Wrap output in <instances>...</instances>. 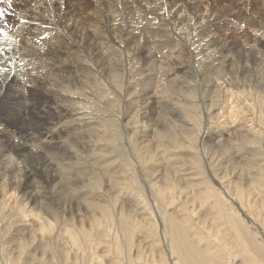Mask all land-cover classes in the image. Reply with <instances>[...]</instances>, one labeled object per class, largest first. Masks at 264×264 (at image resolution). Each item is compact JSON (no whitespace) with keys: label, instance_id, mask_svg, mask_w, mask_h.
Segmentation results:
<instances>
[{"label":"rangeland","instance_id":"rangeland-1","mask_svg":"<svg viewBox=\"0 0 264 264\" xmlns=\"http://www.w3.org/2000/svg\"><path fill=\"white\" fill-rule=\"evenodd\" d=\"M39 1L40 0H11V3L6 2L1 4L0 9L3 10L2 22L5 23L3 24L2 31L5 30L9 35H11L13 32L10 31L9 28L11 25H13L12 23L14 24H16L17 22L19 24L25 23L26 24V25L24 24L25 26L34 24L29 22L27 23L25 22V20L19 18L18 11L33 10L34 5ZM84 2L83 4L81 3L79 6H81L80 8L83 11H87L86 13L89 12L91 13L94 10L102 11V9H100L101 5L99 6L101 1H99V3H96L94 2V0H85ZM113 2L114 0H110L111 6L113 7V12L115 13V15L118 14L116 15V21L110 22L109 27L105 22L98 23V21H90L91 22L89 23L90 31L86 32L84 35L87 44V51L86 54H84L85 55L84 59L88 63L89 68H91L92 73L86 75L87 72H83L82 69L79 67L80 65L78 64V62L81 60L80 59L82 58L81 56H83L81 52L82 49H79V47L82 45L81 43L82 41L80 40L81 37L79 35H76L78 38L76 36H74V38L73 37L71 38L73 42L72 41L69 42L70 45L68 44V47L73 46V44L75 46L71 47L72 50L69 47L70 49L68 48L69 50L67 53L70 61L73 63V67L71 68H78L76 70L77 73L74 72V75L82 78V80L77 83L75 82L73 83L72 91H74V95H75L74 97L76 98V100H71L66 105H69L72 108L82 109L84 113V117L86 119L97 118L98 122L90 126L97 128L98 123H100L98 130L101 134H103V136H101L102 139L100 138L99 134L87 135L86 137L83 135L85 139L87 138L86 141L84 138L80 137L81 139L80 138L77 139V137L73 138V136L69 138H65V137L63 138L53 137L54 139L48 138L47 137L48 133H59L60 129L62 128L61 126L66 122L64 121L66 115L60 108L61 105L64 104H59V102L55 101V99L53 100L52 98L47 97L41 89L38 88L34 89L31 86V88L26 87V89L23 90V87L21 86L22 83H20L18 79H14L12 82H10L4 88L2 92V96L0 95V122L1 125H4L1 126V129L7 132L8 137L6 141H9V143L11 144L22 143V145L28 146V147L24 146V149L20 154H17L15 151L13 152L9 151L7 153L8 155L6 153H3L4 156H2V153L0 152V157H1L0 171L2 170L0 172L1 173L0 174V178H1L0 179V183H1L0 184V264H9L8 262L9 259L12 260L13 257V254L11 253L14 248L13 245H17V251L18 252L20 251L18 244L22 246V256L21 259L18 260V263L16 261L17 264L19 263L23 264V262L25 264H39L37 263V261H35L36 258L35 253H37L36 250L31 248L26 243V241H24L23 239L24 234L20 236L22 231L18 226H16V228L19 230L17 233V237L10 240L13 224L17 219V217L16 216L14 217V215L19 211H23L24 214L21 215V217H19L18 220L20 219L21 221L22 220L24 221L22 225L27 224L30 225L31 227H33V224L38 221L36 218L41 216L43 217L44 212H46L47 210H49L48 215L53 216L54 214H56L53 216L54 218H52L55 219L56 223L52 222L53 233L51 234V238H49L51 244L49 245V250L51 246L53 251L51 250L50 251L53 253H50V251H48V253L54 257L53 264H66L63 259L64 253L63 252H62L63 254L61 253V249L67 248L66 246H69L70 242L65 241L67 239L63 240L64 237L62 234L71 231L76 232L77 228L80 227L89 230V232L91 230L92 233L90 234L95 237H96L95 233L97 231L105 232V237L103 238V244H102L104 247L101 246L100 252L91 256L92 257L91 260L93 259V257L97 255H101L104 257L105 264H115L116 261L113 258L119 260L122 263H124L123 260L124 261L126 260L124 264L127 263L132 264V262L135 260L141 262L147 261V263H150L151 259L156 260L158 255L157 253L154 254L150 253L148 254V256H145L147 254V252L145 254V248L153 245L159 246V248L162 249L161 250L162 254L164 249L170 248L169 246H171V243L168 238L169 235L167 233L168 231L167 223L165 221L168 220V218H177L180 217L182 214H184V211L182 210H184L186 208L185 206L187 205V204L183 205L184 198L188 197L191 200L194 199L193 202H197L198 204L199 201L205 200V197L209 196L210 193H212L209 190H214V193L220 192L221 190H218V187L220 186L233 188L237 190L238 193L241 194L242 196H244L245 194L247 195V192H249L248 191L249 187H250V191L252 192L254 191L256 193L257 192L264 193V167L254 165L256 160L253 159L248 161L249 165L252 166L250 168L249 165H247L248 163L244 165V161H243V159L246 158V156L248 157L249 155L243 153L241 155L242 157L234 156L232 155L233 147L231 148V146L217 149L216 147L218 144L215 142V148H216L215 152L210 151V149L206 150L205 147L197 146L194 142L195 141L194 137L192 138V136H190V134L192 133L190 130H193L192 128H190L192 126L184 128L183 126L185 125H183L182 123L180 124L179 123L180 119H178L179 117L181 118V115H183L184 118L189 119V121L191 122L190 125H193L197 131L201 130L203 132H206L208 129L215 128L216 125L217 126L224 125V127L226 126L227 128H229L231 126L236 125V123L237 124L244 123L247 127H249V129H252V131L255 130V132H258L256 138L257 141H253L249 138L247 139L250 141V143L253 146H255V150L258 151L260 150L259 153L264 155V147L262 143L264 139L263 138L264 137L263 134L264 133V78L263 77L264 76H262L264 74L263 72L264 42H261L264 41V35H263L264 34V0H198V3L195 0H184V2L183 0H179V1L166 0L165 1L166 4L169 5L172 11L176 9L175 7L182 9V12L185 13L183 17L186 19L185 21L186 26L184 24L185 29L188 32L189 30L190 31L193 30L192 31L193 34L194 35L196 34L195 35L196 42L193 40L192 42H190L189 40L185 42L183 40L184 43L183 42L179 43L175 39H171L170 37L165 35L164 30L162 29L165 27L166 23L161 26L162 28L158 27L160 23L156 24L154 21L150 20L147 15H145L146 18L142 16L145 20L141 16L139 17V14L138 15L136 14L137 12H135V15L131 16L128 13V11H123V10L121 11L118 8L120 4L117 3V1H115L114 3ZM115 5L117 6L116 8ZM193 5H195L196 7ZM76 6L78 5H74L72 8L69 7L70 14L74 12L78 14L80 12L79 11L80 8ZM197 15L199 16V18ZM78 16L79 15H77V17ZM194 16L196 18H194ZM200 16H202L203 18L202 17L200 18ZM127 18L128 19L132 18L133 20L132 19L128 20ZM139 18H141L143 23L142 21L138 20ZM121 19L123 23L121 22ZM187 19H189L188 23H187ZM193 19L195 21H192ZM197 20H200V22ZM131 21L134 23H132ZM127 22L130 24H128ZM139 23L141 24L139 25ZM191 23L194 25L193 27ZM202 24H205L203 25L205 29H202L204 28ZM40 25L41 24H39V26ZM148 25H150V27H152L153 25L158 29V31L156 30V28L153 29V27H152V31H149L151 28H149ZM241 25H244V27H241ZM40 28H44V26L42 27L41 25ZM96 28H99L102 31L98 33L94 38L90 32L92 30H95ZM142 28L143 29L145 28V30H142ZM153 30L155 31L153 32ZM212 30L213 33L211 32ZM126 31H128V33ZM256 31L258 32L256 33ZM47 32L51 33L52 31L51 32H49L48 30L44 32L41 31L40 35L44 34L45 36L39 35V37H43V38L47 37V34H45ZM136 32L139 34H137ZM141 33H143V35ZM155 33L156 34L158 33L159 36H157ZM3 35H5L6 37L9 36L6 33H4ZM155 35L158 40L155 38ZM197 37L200 38L203 37L202 39H205V41L202 39L199 40L200 38ZM131 38H133L132 42L129 41V39L131 40ZM152 38L155 41L152 40ZM161 38H163L164 40H162ZM168 40L170 42H168ZM177 43H179L178 44L180 45L179 47H177ZM193 43L201 44V46L198 48V52H199L198 54H196L194 51H191V45H193ZM148 44L151 46H149ZM20 45H21L22 55L26 56L25 59L27 60L30 59L29 56L33 51L32 46L30 47L29 42L25 39L24 40L22 39ZM141 47L147 48L145 49V51L146 50L147 51L143 52L144 49H142ZM164 47L166 49H164ZM123 49L125 51H123ZM160 50H164V52ZM73 51L75 52L77 51V52L74 53ZM140 51L142 53H140ZM154 51L157 53L159 51V53L156 54ZM28 52H29V56L27 54ZM95 52L97 55L99 54L100 56L96 57ZM220 54L225 57L222 56L223 57L222 58ZM5 55H7V51H5ZM155 55L158 57H156ZM194 55L196 58L194 57ZM166 57L169 59H167ZM38 58L39 57H37L36 61L34 62L37 63L39 61ZM164 58H166V60ZM133 59L136 60V62ZM153 60L154 61L156 60L155 63ZM45 61L47 62L46 59ZM211 62L214 64H212ZM47 63L49 65L52 64L50 62ZM159 63L161 65L163 64L164 66L159 65ZM218 64H221L222 66H220L219 68ZM107 65L109 66L110 69L113 66L115 70L114 68L109 70ZM153 65L155 66V68H153L154 67ZM201 65H203V67ZM151 66H153L152 67L153 69L147 68ZM166 66L168 67L164 69L163 67ZM160 68L161 69L163 68L162 69L163 72L165 74H168L167 77L166 75H164V73H162ZM170 68H172V70H169ZM211 68L213 69V72ZM158 69H160V72L158 71ZM216 69H218V72L219 71L221 72L222 74L221 78L215 76ZM116 70L119 72H117ZM108 71H110V73ZM188 72L192 74H188ZM261 72H263V74H261ZM142 73H144L143 76L141 75ZM154 75L156 76L154 77ZM159 75L162 76L164 75L166 78L164 76L163 78L160 76L161 77L160 78ZM113 76H115L114 77L115 79L113 78ZM116 77H118V79ZM148 77L150 78L148 79ZM184 77H186L188 80L191 78V80L188 81ZM156 78L159 79L158 82ZM165 80L170 82L165 83ZM197 80L198 82H195ZM217 80L220 81L218 82L221 85L217 82ZM210 81L212 82L210 84L211 86L212 85L215 86L216 82L220 85L219 86L216 83L218 92H215V90L211 92L210 91L207 92V90L204 89L205 87L203 86H205L206 83L209 84ZM146 82L148 83L146 84ZM178 82H180L181 84H179ZM150 84L152 85L154 84V85L150 86ZM79 85H83L85 89L82 90V88L78 87ZM157 86L160 89L162 88L161 89L162 91L165 89L163 92L168 94L163 95L162 91L158 89ZM168 87L170 88L172 87V89ZM188 87L191 88L189 89ZM226 87H229V90ZM157 89L161 91V95H159L160 92ZM153 90L156 91L154 92ZM184 90H186V92ZM152 91L154 92V94ZM169 91H171L174 94H172ZM216 93H218V96ZM169 94L171 98L169 97ZM228 94H230L231 97ZM239 94H241L242 96ZM150 95H152L151 96L152 98L150 97ZM154 95H156L157 97ZM158 95L160 96V98H163V101L165 102L162 103L163 105L160 103V107H159L160 109L159 108L156 109L157 103L156 101L153 100V98H158L159 97ZM141 96L142 98H140ZM193 97L195 98V100ZM145 100L153 101L150 107L155 109L154 110L156 111L155 113L154 111H152L153 109H150L151 111L148 110L147 112L148 114L145 113L147 114L145 115L142 109L140 110L136 109L137 107L141 106V104H145L146 103ZM137 101H139L138 104H136ZM166 101H169V104L170 103L173 105L177 104L178 107H180V110L182 112L178 117H175L173 114H171V112H169L170 105L167 104ZM130 103L131 104L133 103L132 106L136 105L137 107L133 106V109H131L132 106ZM215 104L218 106H216ZM161 105L163 107L164 105L166 106L165 108H163L161 107ZM189 106L191 107V109ZM209 109L211 110L209 111ZM190 110L192 111L194 110V111L192 112ZM221 110H225V111L221 112ZM139 111L143 113V116H145L144 118H142L143 116L141 117L142 113ZM165 111L167 114L165 113ZM162 112L165 113L166 115L162 114ZM190 112L192 115L190 114ZM169 115H171V117ZM188 115L190 116L189 118ZM150 116L151 118L153 116V118L150 119ZM163 119L164 120L167 119V120L164 121ZM126 122H128L127 125H125ZM148 125H151V127ZM132 126H135V130L133 129ZM161 126H163L164 129ZM146 128L149 129L147 130ZM144 130L149 133V134L147 133L146 135L147 137L148 136L149 137L148 138L146 136H143V138L140 137L139 138L140 141H139L138 139H136L137 135L142 136L141 133ZM92 132L94 131L92 130ZM242 132L243 131L235 130L234 133L237 136H241ZM143 139L144 141L141 142ZM239 140L240 142L241 141L245 142L243 137H240ZM42 141L44 142L50 141L52 143V146L54 145V147L57 149H53L48 145L41 144L40 142ZM78 141L79 142L81 141L80 142L81 144ZM234 143L235 141L233 140L229 144L234 145ZM37 144H39L40 146ZM213 144L214 142H210L209 144H207V147ZM36 147L38 148L34 149ZM99 147L102 152L98 150ZM85 154H88V156L86 157ZM74 155L75 157L76 156L77 157L75 158ZM140 156L143 157V159L141 157L142 161L140 159ZM8 157L9 160L6 159ZM227 157L229 159H226ZM225 161H227V163ZM44 163L48 165V167H51L50 169L52 170L54 169L56 174H58V172L60 173L63 172L62 176L64 174L65 178H67L66 175H68V177L71 176L70 177L71 180L65 179L66 181H64L60 179V181L57 183L56 180L52 182L55 184L51 183L48 186H46V188L44 187V185H46L45 182L39 181L40 178L33 179L34 182L36 181L35 184L34 182L33 183L25 182L26 171L30 170L34 166ZM76 164L77 166L81 165L82 167V168L79 167L78 170L80 171L79 172L80 177L82 176L81 180L79 178V175H74L72 171H70L73 170V167L76 166ZM219 164H221L223 167ZM100 165H102V167H99ZM3 167L8 170H5ZM92 167L98 169V174H100L99 176L100 178L99 179L97 178V180H95L96 181L95 184L91 179L93 177V174L91 173L93 171ZM152 167L153 169L150 170V168ZM248 170L251 172H249ZM5 171H7L6 174L3 173ZM111 172H113L114 174L116 172V174L114 175ZM35 173L37 174L38 171ZM48 173L49 171L47 172V174ZM2 174H4L5 180L3 179L4 177H1ZM154 174L159 175L158 178H154L152 176ZM196 174L198 175L196 176ZM237 175L240 176L241 179L238 178ZM217 176L221 180H219ZM48 177L50 181L51 179L54 180V176H52L51 173L48 174ZM237 178L239 180H237ZM87 179H89V181H87ZM168 179L171 181H169ZM232 181L234 182L232 183ZM38 182L40 188L38 187L39 186L37 184ZM129 187L132 189H129ZM80 190H82L83 192L82 193L78 192ZM160 190H162L163 193H161ZM96 192L102 193L103 194L101 195L102 197L101 198H99L100 196L93 197ZM112 192L115 193L112 194ZM128 192L136 197L137 202L142 204V206L145 208L146 213H149L148 215H146V213L143 215L140 211H138L137 208L138 206L135 207L127 200L129 199V197L126 198L125 195H127ZM41 193L44 194L43 196L45 198L41 196L42 195ZM85 193L90 195H87L86 197ZM53 195L56 196L52 197ZM34 196H38V199L36 200ZM58 196L60 197L57 198ZM90 199H92L93 201H91ZM57 201H59L60 203ZM121 201L122 202L125 201V202L122 203ZM249 201L251 200L242 199L243 206L245 205L243 208V210L245 209L244 210L245 214L252 213V209L251 207H249V203H248ZM210 202L211 201L206 200L205 203L212 204L213 200L212 203ZM187 207L189 206L187 205ZM178 208L180 209L179 211L176 210ZM201 214L202 215L199 217V219L202 218H203L202 220L206 219L207 222L206 212L203 211ZM89 216L90 217L92 216L90 220H89ZM194 220L197 221L196 218ZM104 221L107 222L108 225L107 223H104ZM3 222L9 223L8 229L4 230V225L2 224ZM256 224L258 225L257 221ZM202 229H203L202 232L205 233V236L209 237L210 240L212 238H215L214 235L215 232L213 229L207 230V228H203V227ZM37 232L41 234L39 231ZM43 237L48 238L45 237V235H43ZM148 239L151 241H148ZM189 241L195 246H197L199 243L196 240L195 233H190ZM95 242L98 243L97 241ZM138 243L141 246L140 245L138 246L137 245ZM148 243H150V245ZM86 253H87L86 255L87 261L83 259L84 262H81V264L95 263L93 261L92 262L88 261L90 254L96 253L95 249L94 248L92 250L88 249ZM151 254L154 255V257ZM151 256L153 258H151ZM171 261L173 262V259H171ZM168 263L169 261L167 262V264Z\"/></svg>","mask_w":264,"mask_h":264},{"label":"bare ground","instance_id":"bare-ground-1","mask_svg":"<svg viewBox=\"0 0 264 264\" xmlns=\"http://www.w3.org/2000/svg\"><path fill=\"white\" fill-rule=\"evenodd\" d=\"M85 1V0H84ZM83 0H40L39 2H37L34 7L33 10H19L18 13V17L25 20V22H29V23H34V24H30L29 26H25L24 24H19L18 22L16 24L12 23L13 25L10 26L9 30L12 31L13 33L11 35H9L5 30L2 31L4 33H6L7 35H9L8 37H6L5 35H3L4 33H0V68L6 69L5 72L0 73V81H4L3 84H0V95L2 96V92L4 90V88L10 83L12 82L14 79H18V81H20V83H22V87L23 90L26 89V87L31 88H38L41 89L43 91V93L47 96L52 98L53 100L55 99V101L59 102V104H64L61 105V110L65 113V118L64 121H66L61 127L59 133H48L47 137L54 139L53 137H57V138H69L71 136H73V138L77 137L78 138H84L87 135H92V134H99L100 138L101 136H103V134H101L98 130L99 128V124L97 128L91 127L90 125L97 123L98 120L97 118H88L86 119L84 117V113L82 109H76V108H72L68 104L71 100H76V98L74 97V91H72L73 89V83H77L79 81L82 80V78L75 76L74 72L77 73V69L78 68H71L73 67V63L70 61L69 57H68V50L75 46L73 43V46H69L68 44L69 42H71V38L76 35H79L81 38L80 40L82 41V45L79 47V49H82V58H80L81 60L78 62V64L80 65L79 67L82 69L83 72H87L86 75H89L90 73H92L91 68H89L88 63L86 62L85 55L86 51H87V44L84 38V35L86 32L90 31V21H98V23H102L105 22L107 24V26L109 27V23L112 21H116V14L113 12V7L111 6L110 0H94V2L99 3V6L101 7L100 9H102V11H92L91 13H86L87 11H83L79 6L81 3L83 4L84 2ZM117 1V3L120 4V6L118 7L121 11H128V13L133 16L135 15V12H137L136 14H139V17L143 16L145 17V15L148 16V18L152 21H154L156 24L160 23L158 27H161L163 24L166 23L165 27L162 29L164 30V33L166 36L170 37L171 39H175L176 41L183 42V40L185 42H187L188 40L190 42L195 41V35L193 34V30L189 32L185 29L184 24L186 19L183 17V15H185L184 12H182L181 8H177L175 10H171L169 5L166 4V0H114V2ZM168 1V0H167ZM174 1V0H173ZM179 1V0H178ZM198 3V0H195ZM88 2V1H87ZM113 2V3H114ZM165 2V4H164ZM184 2V0H183ZM193 2V1H192ZM201 2V1H199ZM85 3V2H84ZM136 3V4H134ZM169 3V2H168ZM186 3V2H185ZM191 3V2H190ZM195 3V2H194ZM86 4V3H85ZM116 4V3H115ZM118 4V5H119ZM204 4V3H203ZM74 5H78L76 7L80 8L79 9V13L77 14L76 12L70 14L69 12V7H73ZM90 5V4H89ZM171 5V4H170ZM175 5V4H173ZM198 5V4H197ZM1 6V4H0ZM83 6V5H82ZM172 6V5H171ZM185 6V5H184ZM195 6V5H193ZM201 6V5H200ZM86 7V6H85ZM90 7V6H89ZM117 6L115 5V8ZM188 7V6H187ZM196 7V6H195ZM83 8V7H82ZM199 8V7H198ZM118 9V10H119ZM92 10V9H91ZM99 10V9H98ZM119 10V11H120ZM186 10V9H185ZM188 10V8H187ZM192 10V9H191ZM90 11V9H89ZM120 11V12H121ZM102 12V13H100ZM188 12V11H187ZM127 13V12H126ZM125 13V14H126ZM189 13V12H188ZM192 14V13H191ZM195 14V13H194ZM198 14V13H196ZM77 15H79L77 17ZM193 15V14H192ZM121 16V15H120ZM198 16V15H197ZM142 17V18H143ZM187 17V16H186ZM191 17V16H188ZM202 16H200L201 18ZM77 18V19H76ZM120 18V17H119ZM146 18V17H145ZM147 18V19H148ZM194 18H196L194 16ZM199 18V16H198ZM197 18V19H198ZM203 18V17H202ZM205 18V17H204ZM124 19V18H123ZM128 19V18H127ZM132 19V18H129ZM128 19V20H129ZM144 19V18H143ZM208 19V18H206ZM120 20V19H119ZM133 20V19H132ZM138 20L142 21L141 18H139ZM137 20V21H138ZM145 20V19H144ZM149 20V21H150ZM187 19V23H188ZM5 21V20H4ZM16 21V20H15ZM18 21V20H17ZM125 21V20H124ZM191 21V20H190ZM192 21H195L194 19ZM200 22V20H197ZM223 21V20H222ZM24 22V21H23ZM122 22V19H121ZM129 22V21H128ZM127 22V23H128ZM132 22V21H131ZM175 22V23H174ZM198 22V23H199ZM123 23V22H122ZM126 23V22H124ZM134 23V22H132ZM143 23V21H142ZM197 23V22H196ZM3 23L2 22V18L0 19V29H3ZM39 24L42 25V27L44 26V28H40ZM130 24V23H128ZM137 24V23H136ZM141 23H139L140 25ZM151 24V23H150ZM154 24V23H153ZM192 24V23H191ZM206 24V23H205ZM205 24H202L205 25ZM24 25V26H23ZM138 25V26H139ZM145 25V24H144ZM147 25V24H146ZM235 25V24H234ZM132 26V25H130ZM186 26V24H185ZM194 25L192 24V27ZM137 27V25H136ZM135 27V29H136ZM146 27V26H145ZM149 28H151L149 31H152V27L153 29H155L156 27H154L152 25V27H150V25H148ZM191 27V26H189ZM204 27V26H203ZM209 27V26H208ZM5 28V27H4ZM140 28V27H139ZM162 28V27H161ZM138 29V28H137ZM160 29V28H159ZM202 29H205L202 28ZM49 31L51 33H45L47 34V37L43 38V37H39L41 31ZM142 30H145V28ZM156 30L158 31V29L156 28ZM102 30L99 28H96L95 30H92L90 33L93 35V37L95 38V36L100 33ZM132 31V30H131ZM137 31V30H135ZM139 31V30H138ZM141 31V30H140ZM155 30H153L154 32ZM161 31V30H159ZM203 31V30H201ZM208 31V30H207ZM38 32V33H37ZM128 33V31H126ZM130 32V31H129ZM200 32V30H199ZM209 32V31H208ZM213 33V30L211 31ZM215 32V31H214ZM258 31H256L257 33ZM131 33V32H130ZM133 33V32H132ZM137 33V32H136ZM145 33V32H144ZM161 33V32H160ZM163 33V34H164ZM205 33V32H204ZM254 33V34H256ZM261 33V32H260ZM38 34V35H37ZM126 34V33H125ZM134 34V33H133ZM139 34V33H137ZM143 35V33H141ZM156 34V33H155ZM162 34V35H163ZM44 35V34H41ZM40 35V36H41ZM135 35V34H134ZM133 35V36H134ZM150 35V34H149ZM154 35V34H153ZM157 36L158 33L156 34ZM155 35V38H156ZM160 35V36H162ZM164 35V36H165ZM208 35V34H207ZM258 35V34H257ZM264 35V34H263ZM4 36V38H3ZM45 36V35H44ZM131 36V34H130ZM132 36V37H133ZM137 36V35H136ZM152 36V35H151ZM176 38H175V37ZM215 36V35H214ZM77 37V36H76ZM149 37V36H148ZM153 37V36H152ZM167 37V38H168ZM78 38V37H77ZM134 38V37H133ZM131 38V40L129 39V41H133ZM154 38V37H153ZM152 38V40H154ZM200 38V37H197ZM203 37H201L199 40H201ZM205 38V37H204ZM262 38V37H261ZM5 39V42H4ZM22 39L27 40L29 42L30 47L32 46L33 51L31 52V55L29 56V52L27 53L28 56L30 57V59H25L26 56L22 55V51H21V41ZM122 39V38H121ZM136 39V38H135ZM149 39V38H148ZM147 39V40H148ZM157 39V38H156ZM162 40H164L163 38H161ZM166 39V38H165ZM74 40V39H73ZM76 40V38H75ZM79 40V39H78ZM151 40V41H152ZM158 40V39H157ZM167 40V39H166ZM205 41V39H202ZM209 40V39H208ZM138 41V40H137ZM150 41V42H151ZM155 41V40H154ZM172 41V40H171ZM211 41V40H210ZM213 41V39H212ZM73 42V41H72ZM153 42V41H152ZM161 42V41H160ZM168 42H170L168 40ZM196 42V41H195ZM199 42V41H198ZM202 42V41H201ZM264 42V41H261ZM124 43V42H123ZM143 43V42H142ZM157 43V42H156ZM173 43V42H172ZM179 43H177V47H179L180 45H178ZM184 43V42H183ZM209 43V42H208ZM212 43V42H211ZM28 44V43H27ZM77 44V43H76ZM154 44V43H153ZM152 44V45H153ZM159 44V43H158ZM197 43H193V45H191V51H194L196 54H198V48L201 46L200 43H198L197 45H194ZM213 44V43H212ZM70 45V44H69ZM96 45V44H95ZM143 45V44H142ZM149 45V44H148ZM147 45V46H148ZM163 45V44H162ZM184 45V44H183ZM186 45V43H185ZM27 46V45H26ZM141 46V45H140ZM144 46V45H143ZM151 46V45H149ZM157 46V44H156ZM172 46V44H171ZM188 46V45H187ZM190 46V45H189ZM212 46V45H211ZM28 47V46H27ZM77 47V46H76ZM121 47V46H120ZM123 47V46H122ZM125 47V46H124ZM135 47V46H134ZM146 47V46H145ZM169 47V46H167ZM176 47V46H175ZM29 48V47H28ZM69 48V49H68ZM136 48V47H135ZM140 48V47H139ZM142 48V47H141ZM153 48V46H152ZM156 48V47H155ZM160 48V46H159ZM187 48V47H185ZM190 48V47H189ZM215 48V47H214ZM219 48V47H218ZM222 48V47H221ZM246 48V46H245ZM75 49V48H74ZM78 49V48H77ZM76 49V50H77ZM137 49V48H136ZM135 49V50H136ZM144 49L143 52L145 51V49L147 48H142ZM141 49V50H142ZM162 49V47H161ZM164 49H166L164 47ZM176 49V48H175ZM72 50V48H71ZM95 50V49H93ZM100 50V49H99ZM102 50V49H101ZM140 50V49H139ZM155 50V49H154ZM157 50V49H156ZM159 50V49H158ZM181 50V49H179ZM183 50V49H182ZM213 50V49H212ZM224 50V49H223ZM5 51H7V55H5ZM25 51V49H24ZM27 51V50H26ZM123 51H125L123 49ZM147 51V50H146ZM145 51V52H146ZM150 51V50H149ZM153 51V49H152ZM163 51L164 50H160ZM184 51V50H183ZM189 51V50H188ZM214 51V50H213ZM246 51V50H245ZM74 53H76L75 51H73ZM155 52V51H154ZM182 52V51H180ZM179 52V53H180ZM207 52V51H206ZM219 52V51H218ZM226 52V50H225ZM80 53V51H79ZM140 53H142L140 51ZM151 53V52H149ZM156 54L158 53L155 52ZM177 53V52H176ZM193 53V52H192ZM26 54V53H25ZM26 54V55H27ZM71 54V53H70ZM144 54V53H143ZM148 54V53H146ZM161 54V53H160ZM159 54V56H160ZM173 54V53H172ZM175 54V53H174ZM182 54V53H181ZM73 55V54H72ZM69 55V56H72ZM142 55V54H141ZM203 55V53H202ZM221 55V54H220ZM219 55V56H220ZM226 55V54H225ZM27 56V57H28ZM75 56V54H74ZM95 56L99 57L100 55L96 54L95 52ZM138 56V55H137ZM147 56V55H146ZM154 56V54H153ZM156 56V55H155ZM179 56V55H178ZM223 55H221L222 57ZM16 57V58H15ZM32 57V58H31ZM37 57H39V63L34 62L36 61ZM158 57V56H156ZM195 57V55H194ZM218 57V56H217ZM225 57V56H223ZM222 57V58H223ZM73 58V57H71ZM145 58V57H144ZM167 58V57H166ZM166 58H164L166 60ZM196 58V57H195ZM45 59L47 60V62L52 63L51 65H49ZM136 59V58H135ZM138 59V57H137ZM147 59V58H146ZM153 59V58H152ZM169 59V58H167ZM72 60V59H71ZM74 60V59H73ZM134 60V59H133ZM159 60V59H158ZM157 60V61H158ZM161 60V59H160ZM33 61V62H32ZM136 62V60H134ZM154 61V60H153ZM156 61V60H155ZM154 61V63H155ZM212 61V60H211ZM149 62V60H148ZM152 62V61H151ZM159 62V61H158ZM161 62V61H160ZM166 62V61H165ZM200 62V61H198ZM214 62V61H213ZM76 63V62H75ZM134 63V62H133ZM157 63V62H156ZM168 63V62H167ZM170 63V62H169ZM212 63V62H211ZM158 64V63H157ZM214 64V63H212ZM109 65V64H108ZM107 65V66H108ZM114 65V64H113ZM159 65H161L159 63ZM158 65V66H159ZM163 65V64H162ZM161 65V66H162ZM204 65V64H203ZM203 65H201L203 67ZM50 66V67H49ZM116 66V65H115ZM145 66V65H144ZM143 66V67H144ZM150 66V64H149ZM154 66V65H153ZM151 67H147V68H152ZM164 66V65H163ZM169 66V65H168ZM163 67L164 69L167 68ZM172 66V64H171ZM220 66H222L221 64H218V67L220 68ZM75 67V65H74ZM200 67V66H199ZM198 67V68H199ZM217 67V68H218ZM245 67V66H243ZM109 68V66H108ZM112 68H114L112 66ZM111 68V69H112ZM119 68V67H118ZM117 68V69H118ZM155 68V66L153 67ZM152 68V69H153ZM162 68V69H163ZM196 68V67H195ZM235 68V67H234ZM103 69V68H102ZM109 68V70H111ZM161 69V68H160ZM160 69H158V71L160 72ZM161 69L162 73L163 70ZM200 69V68H199ZM212 69V68H211ZM228 69V68H227ZM233 69V68H232ZM80 70V69H79ZM115 70V68H114ZM156 70V69H154ZM168 70V69H167ZM169 70H172V68H170ZM223 70V68H222ZM225 70V69H224ZM231 70V69H230ZM244 70V69H242ZM117 71V70H116ZM144 71V70H143ZM147 71V70H146ZM174 71V68H173ZM210 71V70H209ZM110 73V71H108ZM119 72V71H117ZM122 72V71H121ZM151 72V71H150ZM156 72V71H155ZM158 72V73H159ZM166 72V71H165ZM213 72V69H212ZM211 72V73H212ZM225 72V71H224ZM230 72V71H229ZM233 72V70H232ZM264 72V71H263ZM263 72H261V74H263ZM105 73V72H104ZM157 73V74H158ZM184 73V72H183ZM196 73V72H195ZM223 73V72H222ZM188 74H192L189 73ZM187 74V75H188ZM231 74V73H230ZM241 74V73H240ZM245 74V73H244ZM259 74V73H258ZM82 75V74H81ZM139 75V74H138ZM137 75V76H138ZM142 76L144 75V73L141 74ZM152 75V74H151ZM167 75L168 74H165ZM163 75V76H164ZM185 75V74H184ZM182 75V76H184ZM186 75V76H187ZM221 72H218V69L215 70V76L216 77H220L221 78ZM226 75V73H225ZM260 75V74H259ZM80 76V75H79ZM156 75H154L155 77ZM162 77V75H159V77ZM193 76V75H192ZM211 76V75H210ZM209 76V77H210ZM214 76V75H212ZM235 76V75H234ZM233 76V77H234ZM264 76V74L262 75ZM115 76H113L114 78ZM139 77V76H138ZM141 77V76H140ZM151 77V76H150ZM148 77V79L150 78ZM153 77V78H154ZM160 77V78H161ZM165 77V76H164ZM165 77V78H166ZM224 77V76H223ZM222 77V79H223ZM228 77V76H227ZM247 77V76H246ZM118 79V77H116ZM134 78V77H133ZM136 78V77H135ZM158 78V76H157ZM157 82L159 79H157ZM177 78V77H176ZM186 78V77H184ZM190 78V77H189ZM264 78V77H263ZM115 79V78H114ZM147 79V78H146ZM145 79V80H146ZM175 79V77H174ZM182 79V78H181ZM187 79V78H186ZM185 79V80H186ZM219 79V78H218ZM225 79V78H224ZM229 79V78H228ZM129 80V79H128ZM152 80V79H151ZM155 80V79H153ZM162 80V79H161ZM172 80V79H170ZM179 80V79H178ZM188 80V79H187ZM191 80V78L189 79ZM188 80V81H189ZM209 80V79H208ZM243 80V78H242ZM241 80V81H242ZM255 80V77H254ZM253 80V82H254ZM193 81V80H192ZM219 80H217L218 82ZM151 82V81H150ZM154 82V81H153ZM161 82V81H160ZM166 82H170V81H166ZM174 82V81H173ZM195 82H198L195 81ZM216 82V81H215ZM216 82V83H217ZM220 82V81H219ZM218 82V83H219ZM226 82V81H225ZM118 83V81H117ZM148 82H146L147 84ZM156 83V82H155ZM163 83V82H162ZM164 83V84H165ZM176 83V82H175ZM179 84H181L180 82H178ZM184 83V81H183ZM192 83V82H191ZM190 83V84H191ZM212 82L210 81L209 84L206 83L204 89L208 91H214L218 92L217 90V85L215 83L214 85H210ZM217 83V84H218ZM238 83V82H237ZM244 83V82H243ZM131 84V83H130ZM157 84V83H156ZM155 84V86H156ZM220 84V83H219ZM218 84V85H219ZM224 84V83H222ZM152 84H150L151 86ZM154 85V84H153ZM152 85V86H153ZM160 85V84H159ZM163 85V84H161ZM177 85V84H175ZM204 85V84H202ZM221 85V84H220ZM219 85V86H220ZM240 85V84H239ZM148 86V85H147ZM165 86V85H164ZM193 86V85H192ZM199 86V84H198ZM227 86V85H226ZM237 86V85H235ZM79 88H82V90H84V86L83 85H79ZM161 87V86H160ZM174 87V86H173ZM177 87V86H176ZM181 87V86H180ZM183 87V86H182ZM21 88V87H20ZM153 88V87H152ZM156 88V87H155ZM158 88V86H157ZM165 88V87H164ZM170 88V87H168ZM186 88V87H185ZM189 88V87H188ZM191 88V87H190ZM189 88V89H190ZM195 88V87H194ZM202 88V87H201ZM219 88V87H218ZM229 90V87H226ZM160 89V88H158ZM157 89V90H158ZM162 89V88H161ZM160 89V90H161ZM172 89V87L170 88ZM181 89V88H180ZM187 89V88H186ZM193 89V88H192ZM148 90V89H147ZM152 90V89H151ZM165 90V89H164ZM163 90V91H164ZM169 90V89H168ZM196 90V89H195ZM154 91V90H153ZM152 91V92H153ZM156 91V90H155ZM154 91V92H155ZM159 91V90H158ZM162 91V90H161ZM161 91L159 95H161ZM162 91V94H166ZM186 92V90H184ZM188 91V90H187ZM194 91V90H193ZM223 91V90H222ZM225 91V90H224ZM227 91V90H226ZM234 91V90H233ZM153 92V94H154ZM158 92V93H159ZM171 92V91H169ZM191 92V91H190ZM196 92V91H195ZM230 92V91H229ZM235 92V91H234ZM233 92V94H234ZM144 93V92H142ZM146 93V92H145ZM157 93V94H158ZM172 93V92H171ZM198 93V92H197ZM232 93V92H231ZM239 93V92H238ZM156 94V93H155ZM168 94V93H167ZM166 94V95H167ZM174 94V93H172ZM191 94V93H190ZM218 96V93H216ZM236 94V93H235ZM142 95V94H141ZM146 95V94H145ZM158 95V96H159ZM165 95V96H166ZM210 95V94H209ZM213 95V94H211ZM230 95V94H228ZM241 95V94H239ZM152 95H150L151 97ZM156 96V95H154ZM192 96V95H191ZM198 96V94H197ZM200 96V94H199ZM216 96V97H217ZM242 96V95H241ZM138 97V96H137ZM157 97V96H156ZM162 97V96H161ZM164 97V96H163ZM168 97V96H167ZM170 97V94H169ZM168 97V98H169ZM212 97V96H211ZM231 97V95H230ZM245 97V96H243ZM250 97V96H249ZM142 98V96L140 97ZM152 98V97H151ZM171 98V97H170ZM177 98V96H176ZM194 98V97H193ZM199 98V97H198ZM209 98V97H208ZM215 98V97H214ZM166 99V98H165ZM179 99V98H178ZM200 99V98H199ZM206 99V98H205ZM212 99V98H210ZM209 99V100H210ZM218 99V98H217ZM249 99V98H248ZM141 100V99H140ZM154 101H156L157 103V108L160 107V103H165L163 101V98H160V96L158 98H153ZM195 100V98H194ZM208 100V99H207ZM206 100V101H207ZM129 101V100H128ZM172 101V100H171ZM184 101V100H182ZM218 101V100H217ZM231 101V100H230ZM145 104H141V106L137 107L136 105H133L134 107H137L136 109H142V111L145 113L148 112V110L153 109L152 107H150V105L153 103V101H148L145 100ZM181 102V101H180ZM195 102V101H194ZM197 102V100H196ZM214 102V101H213ZM227 102V101H226ZM139 101H137L136 104H138ZM141 103V102H140ZM167 104H169V101H166ZM175 103V102H174ZM190 103V102H189ZM209 103V101H208ZM219 103V102H217ZM131 104V103H130ZM133 104V103H132ZM131 104V106H132ZM135 104V102H134ZM193 104V103H191ZM189 104V105H191ZM233 104V102H232ZM163 105V104H162ZM161 105V107H163ZM170 105V106H169ZM169 112H171V114H173L175 117H178L181 114V110L180 107H178L177 104L173 105V104H169ZM183 105V104H181ZM185 105V104H184ZM216 105V104H215ZM128 106V105H127ZM133 106L131 109H133ZM166 105H164L163 108H165ZM180 106V105H179ZM193 106V105H192ZM195 106V105H194ZM218 106V105H216ZM150 107V108H149ZM190 107V106H189ZM224 107V106H223ZM233 107V106H232ZM231 107V108H232ZM149 108V109H148ZM193 108V107H192ZM218 108V107H217ZM234 108V107H233ZM232 108V109H233ZM160 109V108H159ZM158 109V110H159ZM191 109V107H190ZM228 109V108H227ZM155 109H153L152 111H154ZM168 110V109H165ZM211 109H209L210 111ZM131 111V110H130ZM133 111V110H132ZM135 111V110H134ZM151 111V110H150ZM161 111V110H160ZM163 111V110H162ZM192 111V110H190ZM194 111V110H193ZM192 111V112H193ZM215 111V110H214ZM225 111V110H221ZM136 112V111H135ZM141 112V111H139ZM156 111H154L155 113ZM220 112V111H219ZM232 112V111H231ZM142 113V112H141ZM150 113V112H149ZM166 113V111H165ZM162 112V114H165ZM186 113V112H185ZM188 113V112H187ZM148 114V113H147ZM145 114V115H147ZM152 114V112H151ZM167 114V113H166ZM165 114V115H166ZM169 114V113H168ZM189 114V113H188ZM191 114V112H190ZM216 114V113H215ZM154 115V114H153ZM164 115V116H165ZM172 115V116H173ZM192 115V114H191ZM213 115V114H212ZM136 116V115H135ZM140 116V115H139ZM143 116V113L141 115V117ZM149 116V115H148ZM171 117V115H169ZM127 117V116H126ZM145 116H143L142 118H144ZM174 117V118H175ZM190 116L188 115V118ZM194 117V115H193ZM192 117V118H193ZM140 118V117H139ZM153 118V116H152ZM150 116V119H152ZM173 118V117H172ZM191 118V119H192ZM146 119V118H145ZM178 119H180V124L182 123L184 128L190 127L193 130H190L192 133L190 134V136H192V138L194 137V142L197 146L199 147H205L206 150L210 151H214L216 150V148H225V147H233V154L234 156H241L243 153L249 155L248 157L246 156V158L243 159L244 161V165H246L248 163L249 160H256L255 164L256 166H261L264 167V155L260 154L258 150H255V146H253L250 141L247 139H251L253 141H257V135L258 132L252 131V129H249V127H247L244 123H240L231 126L229 128H227L226 126H215V128L213 129H208L206 132L203 131H197L193 125H190L191 122L189 121V119L184 118L183 115H181V118L179 117ZM195 119V117H194ZM129 120V119H128ZM164 120V119H163ZM167 120V119H165ZM164 120V121H165ZM172 120V119H171ZM236 120V119H235ZM127 121V120H126ZM169 121V120H168ZM174 121V120H173ZM193 121V120H192ZM195 121V120H194ZM141 122V121H140ZM146 122V121H145ZM240 122V119H239ZM3 123V122H2ZM124 123V122H123ZM149 123V122H148ZM162 123V122H161ZM160 123V124H161ZM168 123V122H167ZM195 123V122H194ZM128 122L125 123V125H127ZM150 124V123H149ZM153 124V121H152ZM234 124V123H233ZM132 125V124H130ZM134 125V124H133ZM143 125V124H142ZM147 125V124H146ZM165 125V124H164ZM168 125V124H167ZM166 125V126H167ZM227 125V124H226ZM248 125V124H247ZM1 122H0V152L2 153H8L9 151L13 152L15 151L17 154H20L23 149L24 146L27 145H22V143L17 144V143H9V141H6L7 139V132L3 129H1ZM141 126V125H140ZM151 127V125H148ZM147 126V127H148ZM197 126V125H196ZM133 129L135 130V126H132ZM144 127V126H143ZM146 127V126H145ZM163 128V126H161ZM3 128V127H2ZM140 128V127H138ZM167 128V127H165ZM197 128V127H196ZM211 128V127H210ZM94 132H92V130ZM147 129V128H146ZM149 129V128H148ZM147 129V130H148ZM164 129V128H163ZM181 129V128H180ZM262 129V128H261ZM260 129V130H261ZM167 130V129H166ZM235 130L238 131H243L241 136H237L235 135ZM127 131V129H126ZM139 131V130H138ZM163 131V130H162ZM183 131V130H182ZM263 131V130H262ZM131 132V131H130ZM133 132V131H132ZM153 132V130H152ZM186 132V131H185ZM147 131H143L141 134L142 136H138L137 138L139 140V138H143V136L147 135ZM184 133V132H183ZM58 134V135H56ZM128 134V133H127ZM149 134V133H148ZM178 134V132H177ZM264 134V133H263ZM83 135L85 137H83ZM147 137V136H146ZM149 137V136H148ZM147 137V138H148ZM243 137V139L245 140V142H240L239 138ZM80 138V139H81ZM104 138V137H103ZM151 138V137H150ZM264 138V137H263ZM87 139V138H86ZM85 139V141H86ZM102 139V138H101ZM146 139V138H145ZM235 141L234 145L229 144L231 141ZM140 141V140H139ZM144 139L141 141L143 142ZM261 141V140H260ZM79 142V141H78ZM77 142V143H78ZM81 142V141H80ZM79 142V143H80ZM146 142V140H145ZM210 142H214L213 145H210L207 147V144H209ZM215 142L218 144L217 147L215 148ZM259 142V139H258ZM41 144H45L48 145L49 147H52L53 149H57L54 147V145L52 146V143L50 141H42L40 142ZM182 143V142H181ZM186 143V142H184ZM263 147H264V139H263ZM31 144V143H30ZM81 144V143H80ZM139 144V143H138ZM39 145V144H37ZM91 145V144H90ZM262 145V144H261ZM40 146V145H39ZM38 146V147H39ZM76 146V145H75ZM28 147V146H27ZM38 147L34 148L37 149ZM81 147V146H80ZM74 148V147H73ZM77 148V147H76ZM85 148V147H84ZM92 148V147H91ZM97 148V147H96ZM143 148V147H142ZM78 149V148H77ZM86 149V148H85ZM89 149V147H88ZM59 150V149H58ZM94 150V149H92ZM98 150H100V147L98 148ZM97 150V151H98ZM222 150V149H221ZM254 150V151H251ZM225 151V150H224ZM35 152V151H34ZM39 152V151H36ZM88 152V151H87ZM100 152H102L100 150ZM49 153V152H48ZM134 153V152H133ZM221 153V152H220ZM13 154V153H12ZM58 154V152H57ZM109 154V153H107ZM206 154V153H205ZM214 154V153H213ZM231 154V153H230ZM8 155V154H7ZM77 155V154H76ZM86 157L88 156V154H85ZM67 156V155H66ZM69 156V155H68ZM92 156V155H91ZM94 156V155H93ZM143 156V155H142ZM140 156V159L141 157ZM218 156V155H217ZM70 157V156H69ZM75 157V155H74ZM77 157V156H76ZM75 157V158H76ZM226 157V156H225ZM242 157V156H241ZM244 157V156H243ZM1 158V157H0ZM92 158V157H91ZM219 158V157H217ZM9 160V157L6 158ZM64 159V158H61ZM67 159V158H66ZM81 159V158H80ZM95 159V158H94ZM103 159V158H102ZM143 159V157H142ZM141 159V161H142ZM145 159V158H144ZM148 159V158H147ZM226 159H229L228 157ZM82 160V159H81ZM90 160V158H89ZM96 160V159H95ZM204 160V159H203ZM202 160V161H203ZM208 160V159H207ZM62 161V160H61ZM87 161V160H86ZM224 161V160H223ZM3 162V161H1ZM12 162V161H11ZM82 162V161H81ZM106 162V161H105ZM204 162V161H203ZM227 163V161H225ZM14 163V162H13ZM61 163V162H60ZM73 163V162H72ZM76 163V162H74ZM89 163V162H88ZM205 163V162H204ZM11 164V163H10ZM15 164V163H14ZM48 164V163H47ZM50 164V163H49ZM67 164V163H66ZM78 164V163H77ZM74 166L72 173L74 175H79V167L80 166ZM80 164V163H79ZM104 164V162H103ZM108 164V163H107ZM157 164V163H156ZM229 164V162H228ZM231 164V163H230ZM242 164V163H240ZM1 165V164H0ZM13 165V164H12ZM52 165V164H51ZM56 165V164H55ZM62 165V164H61ZM124 165V164H123ZM155 165V164H153ZM221 165V164H219ZM249 165V163L247 164ZM252 165V164H251ZM64 166V165H63ZM205 166V165H204ZM222 166V165H221ZM230 166V165H229ZM47 167V168H46ZM59 167V166H58ZM99 167H102V165H100ZM223 167V166H222ZM249 167L251 168L252 166L249 165ZM1 168V167H0ZM4 168V167H3ZM51 167H48V165L44 164H39L37 166L32 167L30 170L26 171L25 174V182H34L33 179H38L40 178L39 181L45 182L46 185H44V187L46 188V186H48L49 184H51L53 181L59 182L60 179L66 181L67 180H71V176L69 174L70 177L67 176V178L64 177V174L62 176V173L58 172V174L55 173L54 169H50ZM60 168V167H59ZM82 168V167H81ZM84 168V167H83ZM221 168V167H219ZM225 168V167H224ZM255 168V167H254ZM253 168V169H254ZM5 169V168H4ZM3 169V170H4ZM14 169V168H13ZM61 169V168H60ZM64 169V168H63ZM104 169V168H102ZM153 169L150 168V170ZM244 169V167H243ZM242 169V170H243ZM8 170V169H5ZM11 170V169H10ZM92 174L93 177L91 178L95 184V180H97V178L99 179L100 174H98V169L92 167ZM107 170V169H106ZM155 170V169H154ZM222 170V169H220ZM2 171V170H1ZM0 171V172H1ZM38 173L36 174L35 172ZM49 171L48 174H52V176H54V180L51 179V181L49 180L48 174L47 172ZM101 171V170H100ZM104 171V170H103ZM153 171V170H152ZM156 171V170H155ZM185 171V170H184ZM247 171V170H245ZM249 171V170H248ZM7 171L3 172L4 174H6ZM65 172V171H64ZM83 172V171H82ZM117 172V171H116ZM115 172V174H116ZM183 172V171H182ZM220 172V171H219ZM239 172V171H238ZM251 172V171H249ZM24 173V172H23ZM110 173V172H109ZM112 174H114L113 172H111ZM122 173V172H121ZM162 173V172H161ZM221 173V172H220ZM219 173V174H220ZM262 173V172H261ZM1 174V173H0ZM4 174L1 175V177H4ZM8 174V173H7ZM107 174V173H105ZM114 174V175H115ZM191 174V173H190ZM195 174V173H193ZM192 174V175H193ZM82 175V174H81ZM109 175V174H108ZM147 175V174H146ZM191 175V176H192ZM198 174H196L197 176ZM236 175V174H235ZM234 175V176H235ZM240 175V174H239ZM259 175V174H258ZM7 176V175H6ZM50 176V175H49ZM107 176V175H106ZM144 176V175H143ZM154 178H158L159 175H152ZM161 176V175H160ZM185 176V175H184ZM252 176V175H251ZM8 177V176H7ZM82 177V176H81ZM81 177L79 175V178L81 180ZM102 177V176H101ZM170 177V176H169ZM168 177V178H169ZM218 177V176H217ZM236 177V176H235ZM238 178L241 179L240 176L237 175ZM116 178V177H115ZM113 178V179H115ZM126 178V177H125ZM145 178V177H144ZM162 178V177H161ZM219 178V177H218ZM237 178V180H239ZM246 178V177H245ZM1 179V178H0ZM5 180V177L3 178ZM102 179V178H101ZM127 179V178H126ZM233 179V178H232ZM119 180V179H118ZM123 180V179H122ZM128 180V179H127ZM145 180V179H144ZM161 180V179H160ZM169 180V179H168ZM211 180V179H210ZM219 180H221L219 178ZM236 180V181H237ZM254 180V179H253ZM8 181V180H7ZM74 181V179H73ZM87 181H89V179H87ZM108 181V180H106ZM121 181V180H120ZM157 181V180H155ZM171 181V180H169ZM180 181V180H179ZM230 181V180H228ZM227 181V182H228ZM241 181V180H240ZM260 181V180H259ZM36 182V181H35ZM34 182V184H35ZM124 182V181H123ZM234 181H232L233 183ZM3 183V182H2ZM8 183V182H7ZM110 183V182H109ZM130 183V182H129ZM156 183V182H155ZM158 183V182H157ZM161 183V182H160ZM167 183V182H166ZM169 183V182H168ZM253 183V182H252ZM261 183V182H260ZM1 184V183H0ZM39 185V182L37 183ZM41 184V183H40ZM55 184V183H52ZM65 184V182H64ZM107 184V183H105ZM128 184V183H127ZM170 184V183H169ZM262 184V183H261ZM162 185V184H161ZM160 185V186H161ZM235 185V184H234ZM238 185V184H237ZM13 186V185H12ZM11 186V187H12ZM36 186V185H35ZM51 186V185H50ZM60 186V185H59ZM106 186V185H105ZM112 186V185H111ZM167 186V185H166ZM236 186V185H235ZM241 186V184H240ZM239 186V187H240ZM10 187V189H11ZM40 188V185L38 186ZM43 187V186H42ZM43 187V188H44ZM53 187V186H52ZM51 187V188H52ZM109 187V186H107ZM133 187V186H132ZM48 188V187H47ZM54 188V187H53ZM14 189V188H12ZM112 189V187H111ZM116 189V188H115ZM129 189H132L129 187ZM164 189V188H163ZM162 189V190H163ZM167 189V188H166ZM237 189V187H236ZM17 190V189H16ZM35 190V189H34ZM105 190V189H104ZM107 190V189H106ZM136 190V189H135ZM134 190V191H135ZM160 190L161 193H163V191ZM218 190H221L220 192H216L214 193V190H209L210 195L205 197V200L203 201H199L198 204L197 202H193V200L189 199L188 197L184 198L183 201V205L187 204L189 207H187V205L185 206L186 208L182 211H184V214H182L180 217L177 218H168V220H166L165 222L167 223V233L169 235V241L171 243V246H169L170 248H166L163 250V254L161 252V248H159V246L153 245L150 247H146L145 248V254L147 252V254L145 256H148V254L152 253H157L158 257L157 259H151L154 257V255L151 256V262L147 263V261L141 262V261H133L132 264H167V262L169 261L168 264H264V193L262 192H252L250 191V187L248 188L247 195L245 194L244 196H242L241 194L238 193L237 190L233 189V188H229L226 186H220L218 187ZM44 191V190H43ZM54 191V189H53ZM263 191V189H262ZM80 193H82L83 191L80 190L78 191ZM119 192V191H118ZM46 193V192H45ZM115 193V192H114ZM112 192V194H114ZM125 193V192H123ZM129 193V192H128ZM125 195L126 198L129 197V199H127L131 204H133L135 207L138 208V211H140L143 215L146 213L145 208L142 206L141 203H138L136 200V197L133 194L129 195ZM159 193V194H161ZM180 193V192H179ZM42 194V193H41ZM40 194V195H41ZM50 194V193H49ZM72 194V192H71ZM209 194V193H207ZM36 195V194H35ZM44 194H42L41 196H43ZM46 195V194H45ZM59 195V193H58ZM61 195V194H60ZM77 195V194H76ZM86 197L87 194L85 193ZM92 195V194H91ZM103 195L102 193L96 192L94 194L93 197H98L101 198ZM123 195V194H122ZM33 196V195H32ZM56 195H53L52 197H55ZM68 196V195H67ZM79 196V195H78ZM83 196V195H82ZM40 197V196H39ZM50 197V196H49ZM47 197V198H49ZM60 196H58L57 198H59ZM77 197V196H76ZM84 197V196H83ZM92 197V196H91ZM90 197V198H91ZM104 197V196H103ZM32 198V197H31ZM34 198L37 200L38 196H34ZM41 198V197H40ZM43 198H45L43 196ZM62 198V197H61ZM66 198V197H65ZM81 198V197H80ZM122 198V197H121ZM29 199V198H28ZM52 199V198H51ZM98 199V198H96ZM242 199L246 200H251L249 201V207H251L252 209V213L250 214H245L243 208V202ZM75 200V199H74ZM88 200V199H87ZM91 201H93L92 199H90ZM101 200V199H100ZM206 200L211 201L210 203L212 204H206ZM33 201V199H32ZM54 201V200H53ZM65 201V200H64ZM96 201V200H95ZM126 201V200H125ZM123 201V202H125ZM192 201V203H191ZM205 201V202H204ZM59 202V201H57ZM97 202V201H96ZM122 202V201H121ZM122 202V203H123ZM36 203V202H34ZM60 203V202H59ZM129 203V204H130ZM209 203V202H208ZM38 204V203H37ZM62 204V203H61ZM60 204V205H61ZM78 204V203H76ZM99 204V202H98ZM101 204V202H100ZM128 204V203H126ZM95 205V204H94ZM37 206V205H36ZM96 206V205H95ZM125 206V205H123ZM128 206V205H127ZM130 206V205H129ZM48 207V206H47ZM60 207V206H59ZM64 207V206H63ZM247 207V206H246ZM78 208V207H77ZM133 208V207H132ZM180 208V207H179ZM176 209L177 211H179L180 209ZM47 209V208H46ZM70 209V208H69ZM80 209V208H79ZM238 209V210H237ZM237 210V211H236ZM45 211V210H44ZM48 211L44 212L43 217H38L36 218L38 221L36 223L33 224V227H31L30 225H22V223H24V221L22 222L20 219L18 220L19 217H21V215L24 214L23 211H19L18 213H16L14 215V217L16 216L17 219L15 221V223L13 224V228H12V233L10 236V240L17 237V233H18V229L16 228V226H18L20 228V230L22 231L21 235L22 236L24 234V241H26V243L33 249L36 250L37 253H35L36 258L35 261H37V263L39 264H53V256L51 254L48 253V251H53L51 246H50V250H49V245L50 244V239L51 238V234L53 233V229H52V222H55V219L53 216L56 215L54 214L52 215H48ZM122 211V210H121ZM205 211L206 212V218H207V222L206 219L202 220L199 219V217L202 215L201 213ZM35 212V211H34ZM55 212V211H54ZM31 213V212H30ZM72 213V212H71ZM129 213V212H128ZM127 214V213H126ZM149 213H146V215H148ZM89 215V214H88ZM121 215V214H120ZM151 215V214H150ZM167 215V214H166ZM78 216V215H77ZM48 217V219H47ZM84 217V216H83ZM92 217V216H91ZM89 216V220L91 218ZM121 217V216H120ZM85 218V217H84ZM112 218V217H111ZM196 218L197 221H195L194 219ZM15 219V218H14ZM159 219V218H158ZM26 220V219H25ZM165 220V219H164ZM163 220V221H164ZM92 221V220H91ZM117 221V220H116ZM256 221L258 223V225L256 224ZM110 222V221H109ZM56 223V222H55ZM104 223H107L104 221ZM112 223V222H111ZM110 223V224H111ZM207 223V224H206ZM4 225V230L8 229L9 223H2ZM88 224V223H87ZM113 224V223H112ZM210 224V225H209ZM89 225V224H88ZM108 225V223H107ZM260 225V226H259ZM262 226V227H261ZM6 227V228H5ZM31 227V228H29ZM202 227L203 228H207V230H214L215 232V238H212L211 240L209 239V237L205 236V233L202 232ZM211 227V228H210ZM29 228V229H28ZM95 228V227H94ZM52 229V230H51ZM24 230V231H23ZM37 231H39L41 234H39ZM89 230H86L82 227L77 228L76 232H65L63 233V240L67 239L65 241H69V246H66L67 248H62L61 249V253L63 254V259L64 262L66 264H81V262L87 261L86 259V251H88V249L92 250L93 248L95 249L96 253L90 254V257L88 259V261L90 262H95L93 264H105L104 262V257L101 255H97L95 257H93V259L91 260V256L97 254L98 252H100L101 250V246H103V238L105 237V232L103 231H97L95 233L96 237L91 235ZM190 233H195L196 234V240L199 242L197 246H195L194 244H192L189 241L190 238ZM43 235H45V237L48 238H44ZM213 235V234H212ZM164 238V237H163ZM214 239V240H213ZM99 240V241H98ZM166 240V239H165ZM95 241H97L98 243H96ZM148 241H151L148 239ZM154 242V241H152ZM52 243V242H51ZM64 243V241H63ZM62 243V244H63ZM68 243V242H67ZM66 244V243H65ZM150 245V243H148ZM154 244V243H153ZM64 245V244H63ZM68 245V244H67ZM138 246L140 245L139 243L137 244ZM148 245V246H149ZM201 245V246H200ZM141 246V245H140ZM14 247V248H13ZM13 250H12V260L9 259V264H17L18 260L21 259L22 256V246L20 244H18L19 247V252L17 251V245H13ZM26 247V246H25ZM104 247V246H103ZM24 249V248H23ZM64 250V251H63ZM143 250V248H142ZM50 253H53L51 252ZM149 252V253H148ZM10 253V252H9ZM7 254V253H6ZM81 256V257H80ZM162 256V258H161ZM166 257V258H164ZM11 258V257H10ZM113 258V257H112ZM84 259V260H83ZM116 263L115 264H124L126 262V260L122 263L119 260H116L115 258H113ZM171 259H173V262L171 261ZM7 261V260H6ZM12 261V262H11ZM17 261V263H16ZM3 262V261H2ZM20 264V263H19ZM23 264H25L23 262ZM92 264V263H89ZM129 264V263H127Z\"/></svg>","mask_w":264,"mask_h":264},{"label":"snow or ice","instance_id":"snow-or-ice-1","mask_svg":"<svg viewBox=\"0 0 264 264\" xmlns=\"http://www.w3.org/2000/svg\"><path fill=\"white\" fill-rule=\"evenodd\" d=\"M11 3V0H0V4H3V3ZM3 17V10L2 9H0V18H2ZM241 27H244V25H241ZM0 33H2V29H0ZM6 71V69H3V68H0V73H3V72H5ZM4 83V81H0V84H3Z\"/></svg>","mask_w":264,"mask_h":264}]
</instances>
